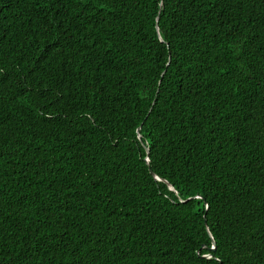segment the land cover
<instances>
[{
	"label": "trees",
	"instance_id": "obj_1",
	"mask_svg": "<svg viewBox=\"0 0 264 264\" xmlns=\"http://www.w3.org/2000/svg\"><path fill=\"white\" fill-rule=\"evenodd\" d=\"M0 264H264V0H0Z\"/></svg>",
	"mask_w": 264,
	"mask_h": 264
},
{
	"label": "water",
	"instance_id": "obj_2",
	"mask_svg": "<svg viewBox=\"0 0 264 264\" xmlns=\"http://www.w3.org/2000/svg\"><path fill=\"white\" fill-rule=\"evenodd\" d=\"M147 151H149V149L147 148ZM146 161H149V159L147 158L146 159ZM164 182H166V181H164ZM167 183V182H166ZM206 224V226H207V229H208V232L210 233V230H209V228H208V225H207V223H205ZM214 243V245H215V242H213ZM214 249V248H213Z\"/></svg>",
	"mask_w": 264,
	"mask_h": 264
}]
</instances>
